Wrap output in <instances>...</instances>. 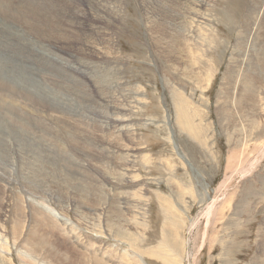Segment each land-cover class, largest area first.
<instances>
[{"label": "rangeland", "instance_id": "1", "mask_svg": "<svg viewBox=\"0 0 264 264\" xmlns=\"http://www.w3.org/2000/svg\"><path fill=\"white\" fill-rule=\"evenodd\" d=\"M258 263L264 0H0V264Z\"/></svg>", "mask_w": 264, "mask_h": 264}, {"label": "bare ground", "instance_id": "2", "mask_svg": "<svg viewBox=\"0 0 264 264\" xmlns=\"http://www.w3.org/2000/svg\"><path fill=\"white\" fill-rule=\"evenodd\" d=\"M201 1V0H200ZM148 2H149V0H148ZM174 3V2H173ZM161 8V7H160ZM256 12V11H255ZM13 56V59H15L17 56L15 55V54H12ZM48 68V67H47ZM66 79V78H65ZM56 83H58V82H56ZM60 90V89H59ZM71 93V92H70ZM83 100V99H82ZM7 124V123H6ZM13 126V125H12ZM23 127V126H22ZM28 127V126H27ZM78 133V132H77ZM74 138V137H73ZM241 144V143H240ZM53 149V148H52ZM85 152V151H84ZM41 153V152H40ZM87 153V152H86ZM57 158V157H56ZM73 162V161H72ZM47 163V162H46ZM57 163V162H56ZM50 165V164H49ZM250 167V166H249ZM82 168V167H81ZM247 172V171H246ZM51 175V174H50ZM60 180V179H59ZM189 180V179H188ZM43 181V180H42ZM90 186V185H89ZM222 187V186H221ZM63 195V194H62ZM211 204V203H210ZM90 205V204H89ZM212 206V205H211ZM211 206H210V208H211ZM208 211H207V217L209 218V216L211 215V209H207ZM207 218V219H208ZM13 221V220H12ZM196 221V220H195ZM213 221V220H212ZM242 221V220H241ZM194 227V226H193ZM202 229V228H201ZM30 235H31V233H30ZM27 236V235H26ZM32 236V235H31ZM37 237V236H36ZM31 238V237H30ZM46 238V237H45ZM36 239V238H35ZM33 240V239H32ZM52 240V239H51ZM207 240V239H206ZM36 242V241H35ZM82 256V255H81ZM76 257V256H75ZM195 258V257H194ZM260 260V259H259ZM195 263V262H194ZM262 263V262H261ZM259 264V263H258Z\"/></svg>", "mask_w": 264, "mask_h": 264}]
</instances>
